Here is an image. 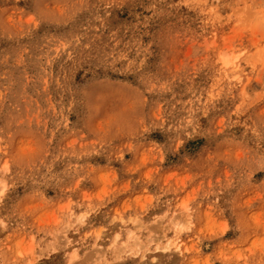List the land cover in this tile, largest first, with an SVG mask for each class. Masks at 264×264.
I'll use <instances>...</instances> for the list:
<instances>
[{"label":"clouds","instance_id":"1","mask_svg":"<svg viewBox=\"0 0 264 264\" xmlns=\"http://www.w3.org/2000/svg\"><path fill=\"white\" fill-rule=\"evenodd\" d=\"M0 264H264V0H0Z\"/></svg>","mask_w":264,"mask_h":264}]
</instances>
